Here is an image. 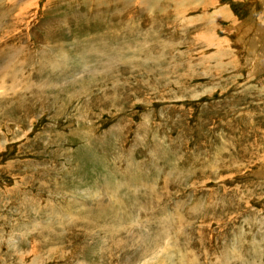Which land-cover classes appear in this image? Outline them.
<instances>
[{
    "label": "rangeland",
    "instance_id": "rangeland-1",
    "mask_svg": "<svg viewBox=\"0 0 264 264\" xmlns=\"http://www.w3.org/2000/svg\"><path fill=\"white\" fill-rule=\"evenodd\" d=\"M0 264H264V0H0Z\"/></svg>",
    "mask_w": 264,
    "mask_h": 264
},
{
    "label": "bare ground",
    "instance_id": "bare-ground-1",
    "mask_svg": "<svg viewBox=\"0 0 264 264\" xmlns=\"http://www.w3.org/2000/svg\"><path fill=\"white\" fill-rule=\"evenodd\" d=\"M30 3V2H29ZM124 4V3H123ZM25 5L23 4L21 7H20V9H19V11H20V13L22 14V12L25 10ZM9 8H7L6 10H8ZM11 9V8H10ZM7 13V12H6ZM9 13V12H8ZM20 13H18V15H13V16H11V18H9V20H12V22H13V25L15 26V23H17V19H19V20H21V16L22 15H20ZM63 15H65V14H63ZM77 15V14H76ZM17 17H19V18H17ZM65 18V17H64ZM8 20V21H9ZM17 20V21H16ZM28 20V19H27ZM104 22V21H103ZM28 24V23H27ZM17 27V26H16ZM10 28H11V26H10ZM13 28V27H12ZM206 28V27H205ZM90 29V28H89ZM84 30V29H83ZM85 31V30H84ZM50 33V32H49ZM84 33V32H83ZM74 34V33H73ZM48 35H50V34H48ZM18 36V35H17ZM64 36H65V33H64ZM206 38V37H205ZM91 41V40H90ZM99 49V48H98ZM97 50V49H96ZM100 50V49H99ZM61 52V51H60ZM84 52V51H83ZM86 52V51H85ZM100 52V51H99ZM101 53V52H100ZM62 55H63V53H61ZM65 54V53H64ZM57 55H59V54H57ZM97 57H99V56H97ZM61 58V57H60ZM53 59V58H52ZM67 60V59H66ZM65 59H62V61H66ZM84 61V60H83ZM49 62V61H48ZM67 62V61H66ZM50 64V63H49ZM55 64V63H54ZM65 65V64H64ZM22 66V65H21ZM86 67V66H85ZM90 67V66H89ZM63 69V68H62ZM54 70V69H53ZM56 70V69H55ZM87 70V69H86ZM62 71V70H61ZM90 71V70H89ZM4 74V73H3ZM54 74V73H53ZM3 82V81H2ZM207 219H208V217H207ZM206 219V220H207ZM167 240V239H166ZM161 243V242H160ZM163 246H165V244L163 245ZM156 262V261H155ZM206 263V262H205Z\"/></svg>",
    "mask_w": 264,
    "mask_h": 264
},
{
    "label": "crops",
    "instance_id": "crops-1",
    "mask_svg": "<svg viewBox=\"0 0 264 264\" xmlns=\"http://www.w3.org/2000/svg\"><path fill=\"white\" fill-rule=\"evenodd\" d=\"M213 11H214L213 14H214L215 18H216V16H218V15L221 16V17H224V19H226V18H228V17L230 16V15L228 14L227 10L224 9V8H222L221 6L218 8L217 11H216V9H214ZM201 15H202V14H201ZM201 15H196V14H194V16L197 17L196 20H198V21H194V23H196L195 25L198 24V26H199V24H200L199 21L205 19V18H202L203 16H201ZM206 17H207V16H206ZM209 20H210V19H209Z\"/></svg>",
    "mask_w": 264,
    "mask_h": 264
}]
</instances>
